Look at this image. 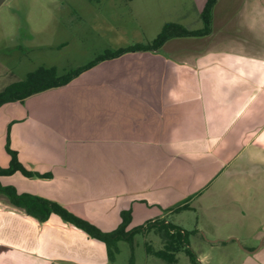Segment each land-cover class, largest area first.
I'll list each match as a JSON object with an SVG mask.
<instances>
[{
  "label": "crops",
  "instance_id": "obj_1",
  "mask_svg": "<svg viewBox=\"0 0 264 264\" xmlns=\"http://www.w3.org/2000/svg\"><path fill=\"white\" fill-rule=\"evenodd\" d=\"M144 1L160 4L156 20L146 13L150 23L161 17L160 29L136 45L167 23L204 28L208 0ZM104 44L97 58L127 48ZM28 99L3 122L0 166L9 161V127L21 164L49 177L16 173L1 182L18 174L28 189L3 185L55 201L102 231L116 229L127 210L130 228L164 220L187 231V213L193 234L209 243L251 247L244 263L264 248L254 250L264 238V0H217L203 34L103 60ZM105 248L53 214L41 225L0 199V264H97Z\"/></svg>",
  "mask_w": 264,
  "mask_h": 264
},
{
  "label": "rangeland",
  "instance_id": "obj_2",
  "mask_svg": "<svg viewBox=\"0 0 264 264\" xmlns=\"http://www.w3.org/2000/svg\"><path fill=\"white\" fill-rule=\"evenodd\" d=\"M159 6L156 2L144 0H6L0 7V90L13 81L24 80L28 73L39 67L53 66L60 75H64L66 69L74 70L94 60L102 53L104 42L118 48L150 41L155 37V31L160 29L158 22L161 17L150 23L146 13L155 15L148 13L156 20ZM99 43H102L100 47ZM28 100L15 102L18 104L15 106L26 107ZM12 104L0 108V135L3 122L11 115ZM45 108L44 105L43 114L49 111ZM1 138L0 164H3L6 159L1 155ZM2 182L14 183L20 191L29 188L25 185L26 180L18 174ZM0 199L4 200L1 196ZM180 218L186 219L185 229L193 232V215L184 213ZM168 220L179 222L175 216ZM188 242L198 264H256L260 263L261 255L264 256L263 248L244 263L247 257L244 252L251 247H242L238 241L228 239L211 244L197 232L189 237ZM258 246L259 243L254 250ZM147 248L153 251L162 248V239L153 231L136 234L132 244L119 242L113 259L106 258L102 263L97 257V264H166L148 255ZM176 259L175 264H190L182 252L176 254Z\"/></svg>",
  "mask_w": 264,
  "mask_h": 264
},
{
  "label": "trees",
  "instance_id": "obj_3",
  "mask_svg": "<svg viewBox=\"0 0 264 264\" xmlns=\"http://www.w3.org/2000/svg\"><path fill=\"white\" fill-rule=\"evenodd\" d=\"M216 1L217 0H208L206 3L204 12L202 13L204 28L201 31L189 32L180 25L167 23L163 26L157 37L148 45H136L118 50L116 52H106L98 58L96 57L92 62L86 64L84 67L70 70L64 75H59L54 67H39L33 72L28 73L24 80L21 79L13 81L0 90V108L3 105L5 106L10 103L22 102L31 96L44 93L50 89L63 87L94 64H98L99 62L112 57H117L122 53L151 49L156 50L160 48L161 45L169 38L201 35L209 30L210 12L212 11ZM9 135L10 130L8 127L5 135L4 151L9 158V161L7 167L3 168L0 166V179L10 177L16 173L27 179L48 178V175L29 171L21 164L17 155L18 152L13 150L10 146ZM0 196L6 199L11 206L20 209L26 215L36 219L41 225L46 223L50 215L53 214L62 222L70 224L74 226V228L86 234L89 238H92V240L103 243L106 247L105 251L107 258L110 261L113 259V254L116 252L117 244L119 242L124 241L132 244L133 237L136 234H140L148 230L153 231L162 239V248L156 251L147 248L146 253L148 255L164 261L166 264H175L177 261L176 254L182 252L188 258L190 264H198L196 255L191 251L188 242V239L191 235H193V232H187L171 223H166L164 220L153 222L147 221L144 225L130 228V210H127L121 212V223L116 229L112 231H102L100 228L93 225V223L76 216L65 207L57 204V202L28 193H20L13 185H3L1 180Z\"/></svg>",
  "mask_w": 264,
  "mask_h": 264
},
{
  "label": "water",
  "instance_id": "obj_4",
  "mask_svg": "<svg viewBox=\"0 0 264 264\" xmlns=\"http://www.w3.org/2000/svg\"><path fill=\"white\" fill-rule=\"evenodd\" d=\"M6 0H0V7L2 6V4L5 2ZM237 241V240H236ZM264 245V238H262V240H260L259 242V247L256 249L258 250L260 247H262Z\"/></svg>",
  "mask_w": 264,
  "mask_h": 264
}]
</instances>
